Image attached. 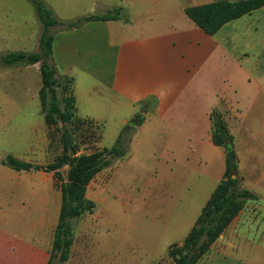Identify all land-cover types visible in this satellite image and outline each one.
I'll return each mask as SVG.
<instances>
[{"label":"crops","instance_id":"1","mask_svg":"<svg viewBox=\"0 0 264 264\" xmlns=\"http://www.w3.org/2000/svg\"><path fill=\"white\" fill-rule=\"evenodd\" d=\"M164 1L167 13L174 15L170 21L135 18L141 0H89L84 16H102L119 8L118 17L56 29L51 44L56 76L72 79L75 115L97 128L99 149L113 145L130 124L135 151L159 143V160L164 163L186 170L200 167L208 180L201 208L224 172V150L211 141L209 115L218 110L233 137L240 186L260 201L264 59L248 58L264 57V6L209 35L184 9L217 0ZM37 46L38 41L34 52ZM136 116L142 119L139 124ZM58 214L59 208L57 220ZM21 227L14 233L0 227V264H47L56 227L47 210L42 208L34 222Z\"/></svg>","mask_w":264,"mask_h":264},{"label":"rangeland","instance_id":"2","mask_svg":"<svg viewBox=\"0 0 264 264\" xmlns=\"http://www.w3.org/2000/svg\"><path fill=\"white\" fill-rule=\"evenodd\" d=\"M40 1L57 20L71 21L89 12V0ZM165 6L164 0H141L133 15L170 21L174 15ZM39 31L41 25L30 0H0V57L34 52ZM39 66L40 62L0 64V227L13 233L24 223L34 222L42 208L56 225L60 187L67 171V166H61L56 178L53 172L14 171L2 164L5 157L13 156L33 165H47L61 154L63 125H45L40 109ZM79 119L75 125H67L78 154L99 150L97 128ZM133 133L124 157L113 159L88 183L85 197L94 207L70 222L68 258L59 262L56 257L53 264H172L168 248L182 244L200 212L208 180L200 167L186 170L159 160V143L135 151L130 145ZM263 206L264 199L245 201L236 219L196 264H264ZM47 229L46 225L44 239Z\"/></svg>","mask_w":264,"mask_h":264},{"label":"trees","instance_id":"3","mask_svg":"<svg viewBox=\"0 0 264 264\" xmlns=\"http://www.w3.org/2000/svg\"><path fill=\"white\" fill-rule=\"evenodd\" d=\"M41 31L36 52H10L0 57L3 66L33 65L40 62L38 68L41 86L38 90L40 109L45 125L61 123V154L47 165H33L7 156L2 164L14 171L53 172L59 178L58 169L67 166L65 181L60 187V207L56 227L53 232L51 251L47 264H53L57 257L59 262L68 258L72 243L71 221L85 211H91L93 203L86 199L88 183L96 174L108 167L113 159L125 155L129 134L133 125H125L115 143L109 148H101L89 154H78L72 133L67 125H75L80 119L75 115V99L72 91V79L57 77L51 63V44L56 29H72L92 20L117 19L119 8L102 16H84L71 21H60L40 0H30ZM264 6V0H217L195 7H186L185 15L199 28L213 35L221 26L232 20ZM58 88H61L60 95ZM211 122V141L213 145L224 150V172L221 180L212 191L209 199L201 208L193 226L183 239L181 245H172L167 255L172 264H196L220 234L230 225L241 211L245 201H255L257 196L240 186L237 167L238 159L234 151L233 137L227 125L216 109L209 115ZM136 117L137 124L141 122ZM234 178H231V176Z\"/></svg>","mask_w":264,"mask_h":264},{"label":"water","instance_id":"4","mask_svg":"<svg viewBox=\"0 0 264 264\" xmlns=\"http://www.w3.org/2000/svg\"><path fill=\"white\" fill-rule=\"evenodd\" d=\"M231 178H234V176L232 175Z\"/></svg>","mask_w":264,"mask_h":264}]
</instances>
